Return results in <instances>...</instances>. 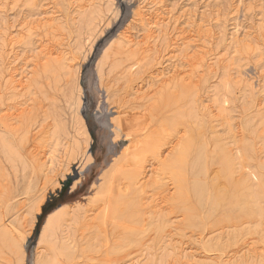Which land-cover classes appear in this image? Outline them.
<instances>
[{"label":"rangeland","instance_id":"374dc122","mask_svg":"<svg viewBox=\"0 0 264 264\" xmlns=\"http://www.w3.org/2000/svg\"><path fill=\"white\" fill-rule=\"evenodd\" d=\"M139 1H101L96 11L105 15L93 22L97 27L91 31L92 22L87 23L84 16L79 17L69 9L67 0H0V33L6 41L13 40L15 54L27 55L24 47L28 46L20 44L17 37L23 24L40 17L39 14L57 13L63 28L59 26L51 35L37 33L28 45L35 49L43 38V42L51 38L60 43L77 69L84 101L83 108L76 100L74 105L73 100L67 102L66 96L73 86L71 77L45 58L38 65H28L33 85L18 96L24 99L13 98V87L7 83L9 76L0 61V264H35L38 260L40 264H129L138 257L141 264H160L164 258L168 264H178L175 251L170 252L172 245L185 248L188 255L193 253L202 264H225L227 254L233 255L240 247L249 245L255 249L256 257L242 264H264L257 233L264 229V0H161L165 5L163 13L171 12V29L185 30L184 36L190 39V45L182 49L184 52L181 43H177L180 49L176 51L184 54L175 51L174 64L181 67L178 72L182 70L177 72L180 84L191 81L197 87L200 105L196 112L199 125H193L198 135L197 150L183 168L186 189L178 194L176 184L170 186L169 194L175 191L176 199L163 203V209L149 208L148 201H143V207H134L133 199L139 197L130 189L122 198L124 180L115 177L113 193H106V202L94 208L88 218L94 223L91 228L79 224L75 232L69 233L66 228L69 223L62 219L60 227L39 239L47 213L63 204L88 202L91 185L107 164L113 161L119 167L124 163L121 154L124 139L113 131L110 121L128 115L127 131H133L144 120L148 125L152 121L146 117L142 102L134 101L133 93L138 82L143 81L144 86L152 84L150 77L155 70L140 57L130 60L128 53L122 54L118 47L108 50L118 35L131 27ZM135 30L140 32L141 27L135 26ZM171 37H175L174 33ZM198 52H205L203 56L209 65L195 67L192 72L186 62L200 57ZM162 60L164 66L171 64L166 58ZM20 63L23 66V61ZM140 66L147 68L139 70ZM132 67L138 73L131 75L128 70ZM77 96L76 93L74 98ZM26 98L31 99V112L27 111L17 122L5 119L6 108ZM137 112L145 118H137ZM159 117L160 114L151 130L156 129ZM83 124L93 139L94 163L85 171L80 184L71 190L84 165ZM45 131H50V135L41 136ZM42 137L48 144L54 143L58 158L52 181L34 156L42 150L39 147ZM242 182L249 187L244 189ZM59 183L61 186L50 191L42 213L35 220L33 206L46 198L41 195L43 184L52 189ZM196 186L202 187V191L195 189ZM162 190L150 188L148 192L163 197L167 193L162 194ZM123 208L128 211L123 212ZM1 225L19 231L18 236L4 237ZM201 239L202 244L194 243ZM167 253L175 254L171 256L173 259ZM222 258L225 260L221 261Z\"/></svg>","mask_w":264,"mask_h":264},{"label":"bare ground","instance_id":"6f19581e","mask_svg":"<svg viewBox=\"0 0 264 264\" xmlns=\"http://www.w3.org/2000/svg\"><path fill=\"white\" fill-rule=\"evenodd\" d=\"M67 1H68L69 9L75 12L76 15H79V17L84 16L83 20L87 21V23L92 22L90 30L94 31L97 25L96 23L93 22L98 18L101 19V15L103 14L102 11L100 10L96 11V9H98V7L100 6V2L103 0H67ZM33 4L35 3L33 2ZM164 6L165 5H163V2L161 0H140L138 2L137 11L134 13V18L132 20L133 23L131 24V27L126 29L123 32V34L118 35V37L112 42V44H110L111 46L109 45L110 49L108 48V50H111V48L118 47L122 54L128 53L130 60L140 57V59L146 60L147 63L145 64H147V66L149 65V68L151 66V69L155 70V73L152 74L150 77L151 78L150 82L152 84L150 85H148V83L145 84V86L148 85L146 87V91H143L145 88V86L142 85L144 83L143 81L138 82L137 85L138 89H136L135 91L134 89H132V91H134L133 93L135 99L134 101L137 100L142 102L141 107L144 109V112L147 114L146 117L152 118V121L150 122L149 125L144 124L145 120L141 123H138V126L134 128L133 131H127L128 127L126 125L127 121H125V118L127 119V117H129L128 115L127 117L117 116L116 117L117 119L110 121L113 127V131L116 134L120 135L122 139H124L125 145L121 151L122 157H125L124 163L121 164L119 167L113 161H110L107 164V166L105 167L106 169H103L101 173L98 175L97 180L92 183L91 185L92 195L87 197L88 202L82 203L80 201H75L72 203L63 204L57 207L56 209H54L52 212L50 211L51 213L47 215L44 224L40 228L39 239H43L47 237L49 234L54 232L55 228H57L58 226L60 227V223L62 219H65L66 222L69 223L66 226L69 233H71V231L75 232L76 226L79 224H81L82 228H87V227L91 228V226L94 223L91 220L89 221L88 218L93 213L94 208H98L101 206V204H104L106 202L107 200V198H105L107 197L105 196L106 193L108 194L113 193L112 183H114L113 180L115 177H121V179L124 180V183L122 182V187H121L122 198L125 197L124 195H126L130 189L134 190L136 195L139 197L138 199L137 198L133 199L134 207H141V206L143 207V205H145V202L143 203V201H148L149 205H151L149 208L153 209L160 206L163 209V206H161L163 205V203L167 204L170 203L173 199H176L175 191L172 193V195L169 194V190H172V188L169 189L170 186L173 187V184H176L175 187L178 188V194H182V192L186 189V180H185V173L183 168H186L187 164L189 163L190 157L197 150L198 135H197V131L193 128V125L195 124L199 125L198 122L200 120L198 119V116H196V112L199 111L198 108H200V105L197 104L198 103L197 94H196L197 87L194 88L193 84H191V81L190 82L188 81L189 82L188 84H184V85L180 84V81H178L180 77L177 78V72L179 66L178 64H174V61H177L176 60L177 54L175 57V54L173 53L176 51V49L178 48L180 49V47H177V43L180 42L181 43L180 45L182 47L181 50L182 49L184 50L185 46L186 47L188 46L189 44L188 42H190L189 41L190 39L184 36L186 33L185 30L177 31L175 30V28L171 29L172 24L169 25L171 23L170 19L172 18L169 16L171 12L163 13ZM59 13L60 12H58V14ZM43 15L45 16L39 14L40 17H37L36 19H31L27 21L25 24H23L22 26L23 29L17 36L21 41V42L19 41L20 44L22 43L28 46V47L26 46L24 47L25 48L24 51L27 53V55H23L22 54L23 52H21V54H17V53L15 54L14 48L12 46L13 40L10 39L9 42L6 41L5 39H3L4 35L1 36L2 33H0V61H2V64L4 66V72L9 76V81H7V83H9V85L13 87L12 88L14 90L13 94L15 96V97L13 96V98H16L17 96V98L21 99L22 97H18V96H21V94L24 91L26 90L28 91V89L31 88L33 85V78L32 79L29 78L31 72L29 71L30 69H28V65L29 66L38 65L39 62H41L45 58L49 62H52L54 65H56V67H59L67 76L71 77L73 86L71 87V92L66 96L68 100L67 102L73 100L71 104L74 105L76 100L78 102V105L83 108L84 101L80 94V85L78 82L79 74L78 72H76L77 69L75 68L72 60L67 56L65 52L62 51L61 49L62 45L60 43H57L56 41H53L51 38L46 39V42H43L42 41L44 39L43 38L42 40L41 39L38 40L40 43L38 42L39 45L37 48L34 49L32 45L30 46L31 48H29V45L31 44L30 41L32 40L31 38L37 36V33L48 32L49 35H51L54 34V32H57L58 28L63 26V24L60 22V19L57 18V13L54 12L43 13ZM47 15L49 16L46 17ZM34 16L35 15H33L32 18ZM135 26H140L141 31L140 32L136 31ZM173 33L175 37L170 38V36H172ZM188 36L190 35L188 34ZM88 37L90 38L91 36L88 35ZM79 43L77 44L78 46ZM7 48L9 49V52L5 51ZM187 49L188 48H186L185 50L186 54H187ZM182 51L179 50V52H181L179 53L177 50L176 53L183 55L184 51L183 52ZM200 53L202 54H199L198 52V54L202 58H200L198 54L195 55L196 53H194V55L198 56L199 58L195 57L192 54L193 56L192 55L190 56L192 58L195 57L193 58V60L191 59L188 61L187 59L188 62L184 60L188 64L187 68L189 70L190 68H192L191 70L192 72L193 70L196 69L195 67H200V66L204 67L205 64L209 65V63H207L208 60H205L206 56H203L205 52L204 54L203 52ZM165 58L166 61L171 62V64L168 67L163 65L162 59ZM181 58L178 59L180 60ZM183 59H185L184 56ZM183 59L181 60L182 62ZM22 61H23L22 63L23 66L20 63ZM181 61L178 62L181 63ZM184 64L185 63H183V66ZM143 67L141 68L140 66L139 70L143 69ZM144 68L146 69L147 67ZM148 69L147 71L150 70ZM128 71L131 73V75L134 73H138L137 71L133 70V67L130 68ZM147 71L145 73H147ZM180 71L182 72V70ZM101 77L99 80L100 82H101ZM132 86L133 85H131V87ZM30 93L32 94V92ZM76 93L78 94V96L76 97L77 99L74 98ZM150 93L151 94L153 93V95L149 96ZM30 102L31 99L26 98L25 100L17 101L13 105L8 106V108H6L7 114L4 115L5 119H7L8 121L13 120L12 122H14L20 117L22 118V115H24L27 111H30L29 109ZM159 114L161 115V118L159 117L160 119L156 126V129L151 130L150 127L152 128V126L154 125L153 122L156 120L155 118ZM140 117L138 114L137 118ZM142 117L145 118V115H143ZM262 119L264 120V112L262 115ZM141 124H144V126L140 127ZM83 126H84V136H85L84 149H83L84 165L80 171V175L78 176L77 180L74 182L71 190H74L77 187V185L80 184L81 177L84 176L85 171L88 168H90L94 163V157L91 153V147H92L91 143L93 139L90 136L88 130L86 129L85 124H83ZM44 134L50 135V131L47 132L45 131L44 133L41 134V136ZM42 139H40L41 141H39L41 143V146L39 147H41L42 150L40 149L41 151L36 152V155L34 156L37 159V162L41 163V166L45 168L46 171L45 175L48 178V180L52 181L53 178L56 177V176L53 177V174L58 164V158L53 149L54 143L48 144L45 138L43 140ZM114 145L115 144H113V146ZM39 147L37 148L39 149ZM198 163H200V161ZM120 168L121 169L125 168V169L121 171ZM59 186H61L60 183L56 187L49 189L47 187H44L43 184V189L41 190L45 194L42 193L41 195H45L46 198L44 200L37 201L36 204L33 206V209L36 212L35 220H37V217H39L40 214L42 213L43 204L45 203V200L49 197V195L52 193L50 191H55L56 189L59 188ZM242 186L244 189L249 187L247 186V184H245V182H242ZM150 188H153V190L162 188L163 189L161 191L162 194L164 192H166L167 194L164 195L163 197H155L154 194L148 192ZM195 189H199L200 191H202V187L196 186ZM148 203H146V206L148 205ZM122 211L123 212L128 211V208H123ZM158 211H160V209H158ZM158 213H162V212L160 211ZM151 214L154 213L151 212ZM35 220L34 221L31 220V222L36 223ZM1 227L3 229L2 235L4 237L11 238V237H15V235L18 236L16 233H18L19 231L15 232L13 228H10V226L1 225ZM172 227L173 226H170V228ZM257 233H259L258 235H260L262 249L264 251V229H261ZM68 236L70 237L71 234ZM22 241L24 240L21 239V242ZM25 241L27 240L25 239ZM201 242L203 243V239L194 240L195 244H199V243L202 244ZM180 244L182 243L180 242ZM216 245L218 246L219 244ZM176 250L178 252H176ZM172 251L173 253L174 251L176 253V256L174 257L175 259H177L178 264H202L199 263V260L197 259L196 255H194L193 253L188 255L187 250H185V248L183 249L180 246L172 245V250H170V252ZM146 253L143 254L146 256ZM173 253H170L172 254L171 255L172 257L173 255H175ZM233 253L234 254L230 256L227 254L226 256L227 260L224 259L225 258L224 256V258H222L221 261L225 260L223 261L225 264H242L252 261L256 257L255 249L250 248L249 245L240 247L237 251ZM167 254L165 255V257H168L169 254L168 255ZM167 259H169V257ZM171 261L173 260L170 259L169 262ZM159 263L168 264V260L164 258V260H162ZM35 264H40L39 260L38 262L35 261ZM129 264H141V261H139V257H138L133 260H130Z\"/></svg>","mask_w":264,"mask_h":264},{"label":"trees","instance_id":"16d2710c","mask_svg":"<svg viewBox=\"0 0 264 264\" xmlns=\"http://www.w3.org/2000/svg\"><path fill=\"white\" fill-rule=\"evenodd\" d=\"M49 213H51V212H49ZM49 213L46 214V217H47V215H48Z\"/></svg>","mask_w":264,"mask_h":264}]
</instances>
